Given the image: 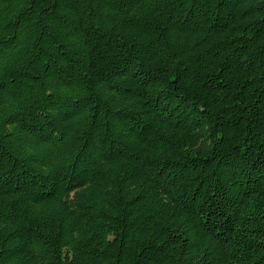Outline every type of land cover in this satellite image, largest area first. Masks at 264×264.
<instances>
[{
    "label": "trees",
    "instance_id": "obj_1",
    "mask_svg": "<svg viewBox=\"0 0 264 264\" xmlns=\"http://www.w3.org/2000/svg\"><path fill=\"white\" fill-rule=\"evenodd\" d=\"M0 264H264V0H0Z\"/></svg>",
    "mask_w": 264,
    "mask_h": 264
}]
</instances>
